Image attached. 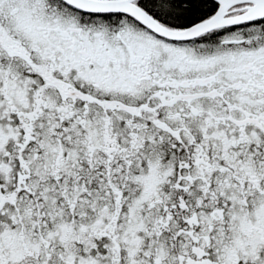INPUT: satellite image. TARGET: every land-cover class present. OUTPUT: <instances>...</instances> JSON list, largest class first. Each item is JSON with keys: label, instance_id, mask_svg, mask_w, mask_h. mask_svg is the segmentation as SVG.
Returning <instances> with one entry per match:
<instances>
[{"label": "snow or ice", "instance_id": "snow-or-ice-1", "mask_svg": "<svg viewBox=\"0 0 264 264\" xmlns=\"http://www.w3.org/2000/svg\"><path fill=\"white\" fill-rule=\"evenodd\" d=\"M0 264H264V0H0Z\"/></svg>", "mask_w": 264, "mask_h": 264}]
</instances>
